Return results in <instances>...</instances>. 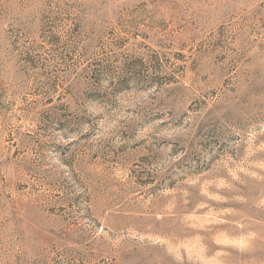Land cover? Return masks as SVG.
<instances>
[{
  "label": "rangeland",
  "instance_id": "1",
  "mask_svg": "<svg viewBox=\"0 0 264 264\" xmlns=\"http://www.w3.org/2000/svg\"><path fill=\"white\" fill-rule=\"evenodd\" d=\"M0 264H264V0H0Z\"/></svg>",
  "mask_w": 264,
  "mask_h": 264
}]
</instances>
